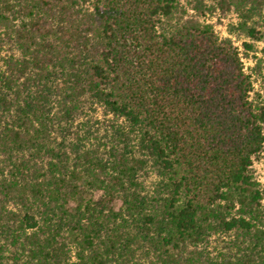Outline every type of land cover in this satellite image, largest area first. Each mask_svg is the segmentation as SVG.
Listing matches in <instances>:
<instances>
[{
    "label": "trees",
    "instance_id": "1",
    "mask_svg": "<svg viewBox=\"0 0 264 264\" xmlns=\"http://www.w3.org/2000/svg\"><path fill=\"white\" fill-rule=\"evenodd\" d=\"M214 1L259 39L264 0ZM177 5L0 0V264H264V108L238 49ZM94 106L127 130L76 122Z\"/></svg>",
    "mask_w": 264,
    "mask_h": 264
},
{
    "label": "rangeland",
    "instance_id": "2",
    "mask_svg": "<svg viewBox=\"0 0 264 264\" xmlns=\"http://www.w3.org/2000/svg\"><path fill=\"white\" fill-rule=\"evenodd\" d=\"M199 0H178L177 11L175 18L181 17H197L203 24L209 25L220 39H229L232 44L238 49L245 74L249 77L252 84L250 100L258 108H264V13L261 17L255 16L253 21H248L247 25L253 26L259 33V39H250L242 27V18L234 8H220L214 0H200L201 5H198ZM198 5V10H193L195 5ZM252 18V17H251ZM243 44H251L252 49L247 50ZM76 122L86 123L92 132H95L99 137L105 132H114L117 126L127 130V124L122 120H116L111 115L106 114L99 106L88 108L84 114H81ZM78 123V124H79ZM110 124L115 128L110 129ZM264 132V123H263ZM134 142V141H133ZM139 155V153H136ZM145 172L141 177L143 186L146 191H151L158 183L156 172L149 165L145 168ZM250 173L253 179L258 183L262 191V198L257 211L254 212L255 225L264 231V145L262 150L252 158ZM119 206V202L116 204ZM238 206L232 210V214L237 216ZM234 233L213 235L207 242L206 248L214 254L216 251L228 249L232 246ZM234 252V249H233Z\"/></svg>",
    "mask_w": 264,
    "mask_h": 264
}]
</instances>
